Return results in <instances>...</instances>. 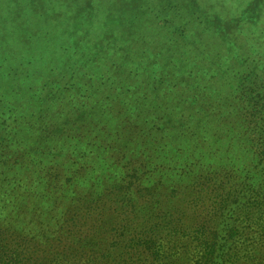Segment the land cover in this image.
I'll list each match as a JSON object with an SVG mask.
<instances>
[{
    "label": "trees",
    "instance_id": "16d2710c",
    "mask_svg": "<svg viewBox=\"0 0 264 264\" xmlns=\"http://www.w3.org/2000/svg\"><path fill=\"white\" fill-rule=\"evenodd\" d=\"M0 264H264V0H0Z\"/></svg>",
    "mask_w": 264,
    "mask_h": 264
}]
</instances>
